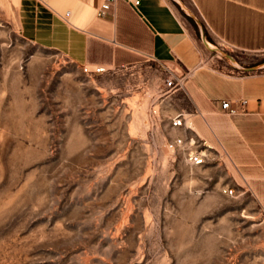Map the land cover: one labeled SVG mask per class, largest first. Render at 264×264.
I'll return each instance as SVG.
<instances>
[{"label":"rangeland","instance_id":"rangeland-1","mask_svg":"<svg viewBox=\"0 0 264 264\" xmlns=\"http://www.w3.org/2000/svg\"><path fill=\"white\" fill-rule=\"evenodd\" d=\"M169 1L226 72L197 23L240 66L264 62L213 40L189 0L197 22ZM18 21L0 16V264H264V200L224 151L190 167L167 148L160 65L86 74Z\"/></svg>","mask_w":264,"mask_h":264},{"label":"crops","instance_id":"crops-1","mask_svg":"<svg viewBox=\"0 0 264 264\" xmlns=\"http://www.w3.org/2000/svg\"><path fill=\"white\" fill-rule=\"evenodd\" d=\"M106 1L0 0V16L9 7L28 35L82 67L146 59L168 72L190 71L184 90L168 98L173 112L192 114L197 135L222 149L239 179L264 200V69L228 73L220 68L169 0H139L136 7L115 0L98 16ZM189 1L217 43L264 53V0ZM223 101L237 113L227 115Z\"/></svg>","mask_w":264,"mask_h":264},{"label":"built area","instance_id":"built-area-1","mask_svg":"<svg viewBox=\"0 0 264 264\" xmlns=\"http://www.w3.org/2000/svg\"><path fill=\"white\" fill-rule=\"evenodd\" d=\"M114 1L115 0H107L101 6L98 16H103ZM125 1L134 7L139 4V0ZM65 16L68 17L69 12H67ZM82 71L86 74L97 75L104 72L105 69L101 65H94L91 67L83 66ZM166 72L167 76L163 80V86L165 89L164 95L169 98L184 90V84L189 78L191 72L187 71L180 74ZM230 104V101H223L221 104L222 109L227 110V115L236 114L237 112L230 108ZM192 116V114L178 112L168 117V125L170 129L176 131L177 134L168 141L167 148L171 152L181 155L184 162L190 167H200L214 160V158L218 156V152L214 146L209 145L207 141L197 135L193 129ZM227 192L228 194H231L232 190L227 191V189H225L224 193Z\"/></svg>","mask_w":264,"mask_h":264},{"label":"water","instance_id":"water-1","mask_svg":"<svg viewBox=\"0 0 264 264\" xmlns=\"http://www.w3.org/2000/svg\"><path fill=\"white\" fill-rule=\"evenodd\" d=\"M174 2H176L183 10H184V12L189 16V17H191V18H193V20L195 21V22H197L196 21V19H195V17H194V15L192 14V12L191 11H189L187 8H185L182 4H181V2L179 1V0H173ZM197 25L199 26V29H200V32H201V42H202V44L204 45V47L207 49V50H209L210 52H212V53H216V54H219L221 57H224V58H226L230 63H231V65L234 67V68H236V69H239V70H241V71H258V70H261V69H264V62H262V63H260V64H258V65H256V66H253V67H249V68H243L242 66H240L236 61H235V59L232 57V56H230L229 54H227V53H224V52H222V51H220L217 47H215V46H213L211 43H209L207 40H206V38L204 37V35H203V30H202V28H201V26L197 23Z\"/></svg>","mask_w":264,"mask_h":264}]
</instances>
